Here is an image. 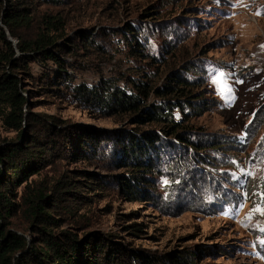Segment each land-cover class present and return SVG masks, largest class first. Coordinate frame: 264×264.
<instances>
[{"label":"rangeland","instance_id":"374dc122","mask_svg":"<svg viewBox=\"0 0 264 264\" xmlns=\"http://www.w3.org/2000/svg\"><path fill=\"white\" fill-rule=\"evenodd\" d=\"M40 11L65 16L64 35L78 55L67 57L74 83L93 88L111 83L129 90L123 79L141 69L159 81L162 71L190 66L185 75L204 80L207 107L192 117L193 135L238 138L245 148L211 149L188 163L183 155V162L177 161L178 150L171 149L170 159L148 175L150 199L129 201L112 179L125 171L116 168L120 153L114 142L129 128L126 118L105 117L103 108L78 101L62 86L60 94L54 89L33 94L32 112L71 126L65 136L39 135L47 143L46 159L59 163L56 169L91 174L96 193L91 200L58 206L85 225L73 232L79 238L92 234V242L103 243V252L116 251L107 264H140L132 261V253L155 258V264H171V254L186 264H264V215L254 212L264 208V0H72ZM126 33L137 35L141 58L130 52ZM85 35L90 40L84 44ZM32 69L40 72L35 65ZM174 115L180 118L179 111ZM79 128L102 141L85 160H76L68 144ZM14 137L0 123V146ZM54 170L51 164L46 168L49 179ZM229 203L241 207L230 211L224 207ZM12 228L29 238L17 220Z\"/></svg>","mask_w":264,"mask_h":264},{"label":"trees","instance_id":"16d2710c","mask_svg":"<svg viewBox=\"0 0 264 264\" xmlns=\"http://www.w3.org/2000/svg\"><path fill=\"white\" fill-rule=\"evenodd\" d=\"M70 1L0 0V123L6 132L15 133L13 140L0 146V264H107L117 253L103 252V243L92 242V234L79 238L73 231L80 232L85 225L71 219L73 216L66 211H58L62 202H75L78 206L79 198L89 201L96 193L90 187L91 174L56 169L59 163L46 159L47 143L40 141L39 135L65 136L71 126L54 116L32 112L33 94L43 96L53 89L60 94L62 86L78 101L103 108L105 117L126 118L129 128L118 132L114 142L120 153L116 168L125 171L112 179L118 192L129 197V201L150 199L145 188L149 186L148 175L170 159L167 152L171 149L178 150L175 159L183 162V155L185 163L195 156L202 159L211 149L227 146L229 152L245 150L238 138L193 135L191 119L207 107L201 92L204 80L185 75L190 66L162 71L157 76L159 81L141 69L123 79L129 90L111 83L94 88L74 83L68 73L71 65L67 57L78 55L64 35L65 16L60 11H40L41 6H62ZM128 29L134 31L132 27ZM125 35L129 36L127 44L132 55L141 58L144 51L137 35ZM89 40L83 36L84 44ZM149 58L151 65L156 63ZM33 65L40 72L34 73ZM175 111H179L178 120ZM76 130V134H70L68 144L73 147L76 160H85L87 152H96L102 141L95 133ZM209 161L207 158L202 162ZM50 164L56 170L49 179L46 168ZM21 187L19 194L17 189ZM14 220L23 225L29 238L12 228ZM132 255V261L140 264L158 262L143 253ZM169 257L171 264L187 263L175 254Z\"/></svg>","mask_w":264,"mask_h":264},{"label":"snow or ice","instance_id":"6c2138e0","mask_svg":"<svg viewBox=\"0 0 264 264\" xmlns=\"http://www.w3.org/2000/svg\"><path fill=\"white\" fill-rule=\"evenodd\" d=\"M234 100H235V97L233 96V97H231V100L229 102L231 103V101H234ZM250 123H251V121H250ZM262 202H264V200H262ZM254 212H260L261 215H264V208L257 207L254 209ZM262 231H264V229H262Z\"/></svg>","mask_w":264,"mask_h":264},{"label":"clouds","instance_id":"9594fccd","mask_svg":"<svg viewBox=\"0 0 264 264\" xmlns=\"http://www.w3.org/2000/svg\"><path fill=\"white\" fill-rule=\"evenodd\" d=\"M230 204L231 203H229L228 205L224 206V207L228 208L230 211L231 210H235L238 207V205H239V208L241 207V204L229 206Z\"/></svg>","mask_w":264,"mask_h":264}]
</instances>
